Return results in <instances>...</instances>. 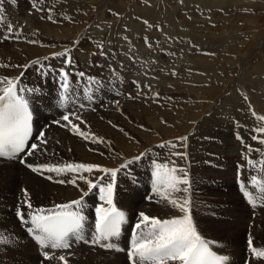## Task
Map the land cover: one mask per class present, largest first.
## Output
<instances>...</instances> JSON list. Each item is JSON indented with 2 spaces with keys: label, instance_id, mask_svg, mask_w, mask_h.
<instances>
[{
  "label": "bare ground",
  "instance_id": "6f19581e",
  "mask_svg": "<svg viewBox=\"0 0 264 264\" xmlns=\"http://www.w3.org/2000/svg\"><path fill=\"white\" fill-rule=\"evenodd\" d=\"M70 1L39 0L33 6L34 0H0V7H2L0 15L5 16L6 22H11L16 29H23L18 40L0 42V64H27L31 60L51 56L53 52H60L68 47L66 36H71L73 31L80 26L79 22L75 21L74 11L71 8L75 4H73V0L71 3ZM94 1L96 2V0ZM186 1H188L185 9L187 15L198 23L199 20L206 22L215 17L214 8H221L224 0H210V3L205 2L206 0ZM191 2L196 4L191 7L189 4ZM168 3L164 0H146L143 9L137 11L135 7L128 17L126 16L124 19L121 17L118 24L111 28L114 31H110L106 35H95L94 30L103 27L98 25L99 27L93 28L92 33L81 34L78 37L74 55L71 52L77 69L71 67L69 71L84 72L85 77L70 76L72 82L75 79L76 81L74 87L70 88L66 103L63 105L58 99L60 92L53 85L58 81L55 74L41 75L37 71L38 66L35 65L25 72L23 79H27L28 85L34 86L40 91L34 92L32 98L35 101L34 108L37 113L38 126L47 129L44 136L48 141L44 146L47 151L27 157V163H95L108 168L107 165L111 160L122 154L128 156L131 152L145 146V144H140L141 139L146 140L154 137L153 129L139 130L134 127L135 122L138 123L143 119L147 121L158 119L159 124L153 123L155 126L162 127L164 131L168 132L174 130L173 134L176 135L180 128L175 127L173 123L175 118L183 115L190 118L194 116L192 110L186 111L185 104L191 100L181 95L185 91L181 92V89L185 84L205 83L217 73L216 67L212 69V66H205L206 63L200 65L192 58L193 54L197 52H211L212 46L203 41L199 36L201 34H196L193 28L184 25L183 19L177 17L173 7L170 8ZM48 8H54L51 13L54 20L57 16L60 18H57L58 21L55 23L56 34L59 35L57 40L49 38L55 30H51L54 28L52 26L54 22L46 18ZM38 9H44V11ZM173 15H176L175 18ZM145 20L152 27L146 25ZM65 23H73L75 26L60 27V24L64 25ZM123 27L127 29L125 30ZM4 31V28L0 27V33H4ZM122 31L123 34L115 35ZM47 32L51 35L47 36ZM166 34L175 36L171 37ZM145 37L152 45L151 47L145 43ZM31 39H36L40 43H28L27 41ZM101 42L107 55L97 54V58H93L92 53H94V49H98L97 45ZM50 45H54V48ZM46 52L49 54L43 55ZM45 64L59 68L63 66V61L61 58H55ZM112 69L116 70V75H113ZM21 71L22 69L14 67L0 68V76L16 77L20 75ZM45 72L47 73V68ZM173 72L176 73V76H167ZM89 76L96 77L103 82L104 86L100 91L85 92ZM185 77L188 80L184 79ZM254 79L258 83V87L255 88L256 93L254 92L253 98L249 96V93L247 96L256 112L264 114V72L257 73ZM134 81H139L141 85L152 86L147 98L143 94L136 99L128 98L129 93L135 96L137 92ZM242 84L237 83L234 93L224 102L217 103L213 115L203 119L200 125L195 128L194 134L192 133L187 139L189 143L187 151L182 145L176 148H159L158 145L152 147V142L162 139L155 138L147 144L149 152L144 156L143 161L135 166L129 165L128 169L118 173L119 176L117 174V178L120 177V180L118 181L116 178L113 201L118 209H122L126 213L127 223L124 224V230L129 232L127 245H129L132 226L136 222L139 212L143 211L149 216L161 219L182 215L177 209L152 193V161L163 162L168 159L174 160L177 166L187 169L191 182L190 194L187 195H190L191 199L193 221L203 238L218 242L213 248L229 257L226 264H246V261L250 260L247 248L249 234L253 237V246L264 248V203L261 202L264 192L260 190L259 186L250 183L253 176L264 181V172L256 170L260 168L259 161L264 160V145L251 139L249 130L258 126L260 122L251 116L247 104L242 99L243 92H240ZM27 86L23 88L28 89ZM144 91L148 92V89L145 88ZM22 93L31 96V94H25V91ZM37 93L40 95L36 96ZM154 93L160 94L158 102L152 100ZM88 95H92L93 98L88 100ZM188 96L192 97L190 94ZM203 96L205 98L204 94ZM117 100L123 114L116 110L115 101ZM80 104L84 105L83 109L79 108ZM65 107L67 109H64ZM71 111H76L86 122L81 125L82 130L104 137L105 140L111 142V146L84 141L66 128L53 123L57 119L60 120L63 114ZM108 121H112V125ZM61 122L63 123V121ZM73 122L79 123L75 120ZM242 123L246 125L244 129ZM113 125L118 127H113ZM171 126H174V129ZM180 127L182 131L187 130L185 125ZM119 128H123L129 136L134 137V140H130L129 136H125L119 131ZM236 133L242 134L243 144L237 139ZM246 145L261 150L250 154L251 158H256L253 160L258 162L256 167L248 165L242 156V153L247 154ZM173 151H186L187 161L171 156ZM218 164L222 167H217ZM242 165L247 167L248 171H242L239 177L235 176L240 172L238 166ZM51 175L54 176L52 181L31 172L19 162L0 160V229L12 233L10 242L0 246V262H2L0 264H41L43 259L37 251V246L24 236L15 216L17 202L23 199L22 188L28 190L31 203L38 208H51L55 204L67 203L79 198L81 193L76 187L67 183L55 182L57 179H70L72 174ZM85 175L88 174L85 173ZM101 175L104 174L94 172L89 175V179L95 180ZM239 182L244 183L256 197V207L247 202L240 190L241 183ZM78 183L80 188L87 190V185L81 181ZM173 195L182 197L186 194L180 192ZM148 196H153V199H146ZM85 203L86 207L82 212L87 220L81 234L84 239L77 240L79 245H74L70 250L62 251L64 254L72 253L69 257V264H129L126 252L104 248L95 249L94 245L84 242V240L92 238L95 207L102 203L99 200L97 189L85 197ZM74 239L76 238L74 237ZM45 264H49V262L45 261ZM51 264H56V262H51ZM251 264H264V260H251Z\"/></svg>",
  "mask_w": 264,
  "mask_h": 264
},
{
  "label": "snow or ice",
  "instance_id": "6c2138e0",
  "mask_svg": "<svg viewBox=\"0 0 264 264\" xmlns=\"http://www.w3.org/2000/svg\"><path fill=\"white\" fill-rule=\"evenodd\" d=\"M36 2H39V0H34L33 6H35ZM38 10L44 11V9ZM53 10L54 8L47 9L48 15L46 18L56 23L57 21L54 20L51 14ZM0 12H2V7H0ZM67 18L71 19L70 17ZM144 23L148 25V21L145 20ZM148 26L152 27V25ZM0 27L5 30L4 33H0V42L18 40L20 33L23 31L22 28L17 30L11 22H6V18L3 15H0ZM27 42L30 44L40 43L36 39H31ZM76 43L78 41L74 42V45ZM145 43L148 47L152 46L148 42L147 37H145ZM50 46L54 47V45ZM97 47L98 53H92V55H107L103 50L104 45L102 42ZM55 58L62 59V67L53 68L50 64H45V62ZM34 65L38 66V71L41 75L55 74L61 90L58 96L61 105L67 99V93L71 87L70 76L76 75L83 78L85 73L69 71V68L75 65V61L71 56V49L69 48H65L60 52H53L51 56L36 58L27 64H0V68L14 67L22 69L20 75L16 77L0 76V157L14 159L19 154H23L18 162L31 172L42 177L45 176V173L55 174L56 176L72 174L70 179H57L55 182L71 184L81 193L79 198L67 203L55 204L51 208H34L28 190L25 188L21 189L23 199L17 202L15 216L22 226H26V232L37 244L40 255L43 257L41 264H45V261L49 262V264L51 262L69 264V257L72 253L64 254L61 250L71 248L70 237H75L78 241L84 239L81 234L87 217L83 215L82 210L86 207L85 197H88L94 189L98 190L99 200L102 203L95 207L93 235L91 240H84L85 243L109 250L126 251L129 264H226L229 257L218 255L217 252L212 250L213 246L217 245L218 242L206 240L198 232L191 215L190 195H187L190 194L191 189L188 171L186 168L177 166L174 160L152 161V193L160 197V200L166 201L171 207L177 209L182 215L161 219L156 216H149L143 211L139 212L136 222L132 226V233L126 250L112 242L114 238L120 236L122 225L127 223L126 213L118 209L113 201L116 178L121 170L128 169L129 165L140 161L148 154L147 152H142L131 159H126L118 168H107L95 163L33 164L26 162L27 157L34 156L38 152H46L47 149L44 146L48 143L43 131H40L39 135L35 137L37 142L29 143V138L32 135V112L29 109V101L19 94L24 91H39L38 89L20 87L21 78ZM46 68L47 73L45 72ZM112 73L116 75V70L112 69ZM172 75H176V73L173 72ZM87 80L86 93L100 91L104 86L103 82L96 77L89 76ZM133 83L137 88V92L135 96L129 93L128 98L136 99L142 94L147 98L152 86L141 85L139 81H134ZM145 88L148 89V92L144 91ZM159 95V93H154L153 95V99L157 102ZM92 98V95L87 96L88 100ZM242 99L247 104L251 116L260 122L258 126L249 130L251 139L264 145V114L256 112L246 94H242ZM115 104L117 105L116 110L123 114L119 108L118 100L115 101ZM79 108L83 109L84 105L80 104ZM74 120L79 123H74ZM53 123L66 128L84 141L111 146V142L105 140L104 137L82 130L81 125L86 122L82 120L76 111L63 114L60 120H55ZM108 123L112 125V121H108ZM113 127L118 126L113 125ZM140 127L143 128L144 126L140 125ZM119 131L124 133L125 136H129L123 128H119ZM236 137L242 144L244 143L243 137L239 133H236ZM129 139L134 140V137L129 136ZM186 141L187 136L178 137L175 143L164 141L157 147L176 148L182 145L186 148ZM246 148L247 154L242 153V156H244L248 165L256 167L258 162L253 160L250 154L261 150L254 149L251 145H246ZM171 156L187 161L186 151H173ZM259 164L264 168V160L259 161ZM240 167L243 166H238V169ZM94 172H100L104 175L96 177L95 180L89 179V175ZM85 173L88 175H85ZM45 178L52 181L54 176L47 175ZM78 181L87 185V190L80 188ZM250 183L254 186H259L260 190L264 192V181L258 180L257 177L253 176ZM240 190L247 202L256 207L257 199L244 183L240 184ZM180 192L186 195L182 197L173 195ZM146 199L152 200L153 196H148ZM261 202L264 203V197H261ZM11 239L12 233L0 229V245H7ZM247 248L250 253V260L246 261V264H251V260H264V248L253 246L251 234L248 236Z\"/></svg>",
  "mask_w": 264,
  "mask_h": 264
},
{
  "label": "rangeland",
  "instance_id": "374dc122",
  "mask_svg": "<svg viewBox=\"0 0 264 264\" xmlns=\"http://www.w3.org/2000/svg\"><path fill=\"white\" fill-rule=\"evenodd\" d=\"M75 1L76 0L72 1L73 4H75V6L71 8L74 11V13L73 11L72 13L75 16V21L79 22L80 26L78 25L79 28L73 31L71 36H66V39H68L67 46L69 47V49H71L72 55H74L75 47L78 44L76 43L74 45V41L76 40V38H77L76 41H78L79 40L78 37L81 34L84 33L90 34L93 32L94 27L96 26L98 27V25H102L103 27H101L100 29L94 30L95 31L94 34L98 36L106 35L108 32L114 31L111 28L114 25L118 24V21L120 20L121 17L123 19L126 18V16L128 17L132 12L133 8L136 7L138 11L140 9H143V6H145L146 4V0H96V2L94 0L91 1L77 0L76 2ZM164 1L167 3L169 2L168 4L170 5V8L171 6L173 7L172 9L175 11L177 17L182 18L183 21L185 22L184 25H186L191 29L193 28L196 34L202 35L199 36L202 37L203 41L211 44L212 46L211 52L209 51L197 52L196 54L195 53L193 54L192 58L195 61H197L200 65L206 63L208 65L205 64V66H209V67L212 66V69L216 67L217 73L214 74L212 78L206 80L205 83H200L201 85L198 84V82L192 85L185 84L183 89H181V92L185 90L181 95L186 96V98H189L192 101V103L191 101H189L187 102V104H185L187 108L186 111H188L189 109L192 110L191 112H193L194 116L190 118L186 115H183L182 117L175 118L173 123L175 127L180 128L178 129L179 132L178 134L174 135L173 134L174 130L170 131L172 133L171 134L168 131H164L162 127L159 128L155 126L153 123L159 124L158 119H153L152 121H147L143 119L141 121H138V123L135 122L134 127H137L139 130L146 128L153 129V131L155 132V135H153L154 137L146 140L141 139L140 144H145V146L131 152L128 156H124V154H122L121 155L122 157L118 156L114 160H111L109 162L110 165L109 164L107 165L108 168H118L122 163H124L126 159H131L132 157L137 156L142 152H149V146L147 144L151 143L150 141L155 138L160 137L162 139L157 142H152L151 143L152 147H156V145H160L164 141H172L175 143L177 142L178 137L187 136V139H189V136L192 133L194 134L195 128L200 125V122L203 119L210 118L213 115L215 109L217 108V105L219 103L224 102L231 94L234 93L235 91L234 88L237 83H243L242 89H240V92L241 93L243 92L242 94L247 95V93H249V96L252 97L253 94L256 93L255 88L258 87V83L254 81L255 80L254 78L257 76V73L264 72L263 69L264 68V0H232V1L224 0L221 5V8L220 7L214 8L215 17L209 19L210 22L209 21L202 22L199 20L198 23H196L193 20V18H189V16L187 15V10L185 9L188 5L187 3L188 1L186 0H183V2H181V0H164ZM205 2L210 3V0H206ZM189 4L191 7H193L196 3L191 2ZM176 15H173V17L175 18ZM79 16L82 18H80ZM57 18L60 19L58 16ZM57 18L55 19L56 21H58ZM67 25L70 26L74 24L73 23L71 24L65 23L64 25L60 24V27H65ZM52 26H54V28H51V30L52 31L55 30V31L54 32L51 31L52 35L49 32H47V36L51 35L49 36V38L57 40L59 38V35L56 34L57 26H55V23ZM180 28H182V26H180ZM123 29L126 30L127 28L123 27ZM17 30L19 29L17 28ZM77 32L80 33L78 34ZM116 34H123V31L119 33H115V35ZM166 35L171 37L175 36L170 34H166ZM98 51L99 50L96 48L94 49L93 52L98 53ZM48 54L49 53L46 52L43 55H48ZM93 58H97V55H94ZM207 62H211V63H207ZM74 67L76 68V65L73 66L72 68ZM171 75L172 74H167V76H171ZM184 79H186V77ZM197 86L198 88H196ZM201 87L203 90L205 89L204 90L205 92L201 89ZM199 88L202 92L198 90ZM197 91H199L200 93L199 92L196 93ZM189 94L192 96L191 98L193 100L188 96ZM203 94L205 95V98ZM193 105L194 108H192ZM242 124L244 129L246 125L245 123ZM140 125H143L144 127L141 128ZM181 125L182 126L185 125L187 130L182 131L180 127ZM171 128L174 129V126H171ZM186 145L187 148H184V150L187 151L189 149L188 140L186 141ZM143 160L144 157L140 161L133 163L131 165L135 166L137 163ZM216 166L222 167V165L220 164ZM256 170L257 171L262 170L264 172V168H262L261 166ZM242 171L243 172L248 171V168L243 167ZM47 175H51V174L45 173L44 177H46ZM261 205L263 206V204ZM34 208H38V207L35 206Z\"/></svg>",
  "mask_w": 264,
  "mask_h": 264
}]
</instances>
